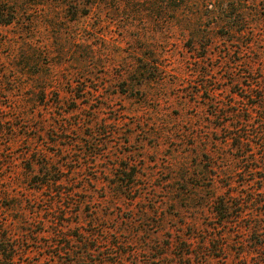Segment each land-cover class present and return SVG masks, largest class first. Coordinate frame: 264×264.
I'll list each match as a JSON object with an SVG mask.
<instances>
[{"label":"rangeland","instance_id":"obj_1","mask_svg":"<svg viewBox=\"0 0 264 264\" xmlns=\"http://www.w3.org/2000/svg\"><path fill=\"white\" fill-rule=\"evenodd\" d=\"M0 14V235L17 264H264V0Z\"/></svg>","mask_w":264,"mask_h":264},{"label":"trees","instance_id":"obj_2","mask_svg":"<svg viewBox=\"0 0 264 264\" xmlns=\"http://www.w3.org/2000/svg\"><path fill=\"white\" fill-rule=\"evenodd\" d=\"M1 16L4 17L3 15L0 14V17ZM1 22L10 23V20L9 21L1 20ZM262 120H264V116H262ZM263 124L264 121H261L259 125H263ZM256 135H257L256 136L257 139L259 140V142H257L258 145L262 146V149H264V128H262V130L259 131ZM243 139H245V142L247 144H250L248 137L247 138L245 137ZM248 155L249 154H246L245 156L248 157ZM260 158L263 159V162L261 161V163L263 164L262 167L264 169V152L260 154ZM262 167H258V168H262ZM258 168H253L251 170L255 171ZM41 183L44 184L43 182ZM226 206H228L226 200L224 198H219V200H217L215 205V207H217L216 213L220 216V218L223 217V219H221L222 221H224L225 223H229L231 221L230 219L232 218H231V214H229L230 208ZM16 251H17V246L14 243L13 236L7 229H5L3 234L0 235V264H17L16 257L18 256V254Z\"/></svg>","mask_w":264,"mask_h":264}]
</instances>
